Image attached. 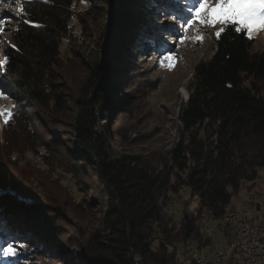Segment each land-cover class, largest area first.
Returning a JSON list of instances; mask_svg holds the SVG:
<instances>
[{
    "label": "trees",
    "instance_id": "obj_1",
    "mask_svg": "<svg viewBox=\"0 0 264 264\" xmlns=\"http://www.w3.org/2000/svg\"><path fill=\"white\" fill-rule=\"evenodd\" d=\"M96 1L25 0V12L18 9L12 17L15 27L4 51L7 63L1 83L34 106L51 127L57 123L70 126L74 149L94 166L107 210L102 228L83 247V264H175L169 246L175 242L200 245V230L187 215L178 230L168 228L161 203L165 194L186 187L198 198L200 211L221 221L233 211L231 203L242 182L256 180L264 169V96L247 85L248 80L264 83V53L254 52V40L243 31H233L232 25L224 28L213 56L194 69L190 96L179 115L182 138L170 160L156 169L142 157L116 154L111 146L108 122L122 50L110 59L107 50L82 54L79 60L89 72L84 77L78 65L61 61V45L70 37L74 5L84 2L91 7ZM171 1L179 10L198 2ZM140 32L135 38L139 53L145 48L151 53L163 51L161 37L147 36L144 27ZM20 115L11 120L10 131L23 128ZM5 179L0 177V198L6 189L23 193L19 185L13 189ZM0 205L22 211L5 198ZM9 235L14 234L0 229L2 264L11 263L2 259Z\"/></svg>",
    "mask_w": 264,
    "mask_h": 264
},
{
    "label": "rangeland",
    "instance_id": "obj_2",
    "mask_svg": "<svg viewBox=\"0 0 264 264\" xmlns=\"http://www.w3.org/2000/svg\"><path fill=\"white\" fill-rule=\"evenodd\" d=\"M171 2L97 0L91 7L78 2L69 23L70 37L61 45V61L78 65L82 77L89 74L79 60L82 54H94V49L107 50L110 59L122 50L121 61L116 65L121 67V73L115 80L117 92L108 122L113 138L111 146L116 154L142 157L156 169L170 160L172 149L182 138L179 115L189 99L195 67L213 56L218 39L216 32L231 25L218 23L210 27L197 18L192 28L182 29L180 25H187L193 18L188 11L190 7L179 10ZM18 9L14 5L11 12L4 10L7 15L0 13V19L8 21L5 34L0 35V60H4V51L11 44V29L15 27L12 17ZM142 27L147 36L161 37L160 54L146 48L139 53L135 38L142 34ZM197 35L203 40L198 41ZM251 39L254 52L264 53V31L254 32ZM168 53L173 59L165 60L164 66H160L161 57ZM247 85L264 96L263 82L252 84L248 80ZM4 94L7 98H0V108L10 110L12 116L8 123L0 116V177L5 176L13 189L19 185L23 193L1 191V198L22 210L16 212L0 205V229L14 234L15 238L9 235L5 240L7 247L12 244V251L16 253L3 255L2 259L11 260L9 264H83V247L102 228L107 210V199L94 166L83 161V156L74 149L70 126L57 123L51 127L34 106L9 91ZM72 98V94L67 95L70 105ZM18 112L23 128L10 131L9 124ZM263 170L258 177L264 174ZM245 182L249 181L242 182L231 208L263 223L264 188L262 193H254ZM161 203L169 229L178 230L187 215L200 230V245L175 242L169 246L168 252L175 264L190 263L196 251L214 253L217 248L226 249L229 242L226 227L206 211H200L198 198L188 188L166 193ZM209 229L215 230L213 239H208L206 230Z\"/></svg>",
    "mask_w": 264,
    "mask_h": 264
},
{
    "label": "snow or ice",
    "instance_id": "obj_3",
    "mask_svg": "<svg viewBox=\"0 0 264 264\" xmlns=\"http://www.w3.org/2000/svg\"><path fill=\"white\" fill-rule=\"evenodd\" d=\"M25 0H0V13L8 9L9 12L12 11L15 5L19 8L21 14L25 12L23 8ZM203 9V13H201ZM188 11L192 14V19L188 21L187 25L181 24L180 27L183 29L185 27L192 28L196 19L199 18L200 23L206 24L210 27H215L218 23L220 24H231L232 30L239 33L244 32L249 38L252 37L254 32L264 31V0H198L197 4L189 8ZM27 23V21H25ZM8 21L0 19V35L5 34V28ZM18 31V30H16ZM225 31L221 28L220 31L216 32V37L219 38L220 33ZM196 39L202 41L203 37L197 35ZM181 43L184 41L181 40ZM173 55L168 53L161 57L159 63L160 66H164L165 60H172ZM7 63V58L0 60V68ZM171 67V65H169ZM0 98H7L3 84H0ZM0 116L3 117L4 122L8 123L9 118L12 113L8 109L0 108ZM23 247V245H21ZM13 245L9 244L6 249H3V255H16L12 251Z\"/></svg>",
    "mask_w": 264,
    "mask_h": 264
},
{
    "label": "built area",
    "instance_id": "obj_4",
    "mask_svg": "<svg viewBox=\"0 0 264 264\" xmlns=\"http://www.w3.org/2000/svg\"><path fill=\"white\" fill-rule=\"evenodd\" d=\"M263 185V182H260ZM263 220H264V216ZM229 242L226 248H231V255H223V249H217L216 252L202 255L200 264H213V262L226 261L230 263V257L233 251H241V258L238 264H264V234H261L259 227H255V220L246 218L241 214L234 213L228 220L227 227ZM252 231V240H243V232ZM208 239L216 236L215 230H206ZM243 244H250V251H243ZM194 258V256H192ZM186 264V262L180 263Z\"/></svg>",
    "mask_w": 264,
    "mask_h": 264
},
{
    "label": "bare ground",
    "instance_id": "obj_5",
    "mask_svg": "<svg viewBox=\"0 0 264 264\" xmlns=\"http://www.w3.org/2000/svg\"><path fill=\"white\" fill-rule=\"evenodd\" d=\"M260 175L261 176L258 177L254 181L245 182V185L252 187L253 188L252 191H254V193L258 192V194L262 193L263 188H264L262 185H260V182H263V185H264V174L262 173ZM234 213L239 214L236 211H232V212L227 213L222 218L221 223L224 225V227H227L228 220L231 218V216L234 215ZM255 227H259L261 234H264V222L261 223V222L255 221ZM209 230H214V229H209ZM243 240H252V231L243 232ZM243 251H250V244H243ZM202 255H207V253H204V251L194 252L192 254L194 258H192L191 256L192 264H200L199 262H202ZM223 255H231V248L223 249ZM240 258H241V251H233V256L230 257V263H226V261H218V262H213V264H238V259ZM139 264H142V263H139ZM186 264H190V263H186Z\"/></svg>",
    "mask_w": 264,
    "mask_h": 264
},
{
    "label": "crops",
    "instance_id": "obj_6",
    "mask_svg": "<svg viewBox=\"0 0 264 264\" xmlns=\"http://www.w3.org/2000/svg\"><path fill=\"white\" fill-rule=\"evenodd\" d=\"M215 251H216V250H215ZM215 251H214V252H215ZM207 253H208V254H211L212 252H211V253H210V252H207Z\"/></svg>",
    "mask_w": 264,
    "mask_h": 264
}]
</instances>
